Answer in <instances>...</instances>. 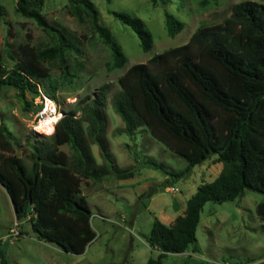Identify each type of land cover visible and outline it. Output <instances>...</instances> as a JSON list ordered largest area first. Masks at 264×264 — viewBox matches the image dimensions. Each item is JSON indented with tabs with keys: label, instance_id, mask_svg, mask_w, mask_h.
I'll return each mask as SVG.
<instances>
[{
	"label": "trees",
	"instance_id": "1",
	"mask_svg": "<svg viewBox=\"0 0 264 264\" xmlns=\"http://www.w3.org/2000/svg\"><path fill=\"white\" fill-rule=\"evenodd\" d=\"M42 1L18 0L15 8L52 38L50 45L36 52L35 60L57 61L67 72L66 54L76 47L64 31L46 21L39 11ZM170 1L150 0L153 5ZM68 10L78 18L87 16L91 29L110 50L111 68L124 67L127 58L110 29L99 22L93 2L69 0ZM110 13L133 30L142 50L152 48V35L141 18L125 12ZM165 24L170 36L184 26L168 12ZM33 74L17 66L6 69L0 62V90L14 88L25 103L28 92L33 101L38 95ZM118 84L110 104L123 120V130L132 135L139 127H146L186 160V166L176 172L152 159L143 162L166 174L161 188L186 177L212 155L223 163L215 179L197 186L184 213L171 224L153 220L146 242L158 253L144 264H162L169 253H182L189 247L198 252L196 227L206 202L232 201L245 188L264 194V3L236 2L222 22L198 27L186 43L128 66L118 77ZM109 89L103 84L92 97L77 100L75 108L64 112L55 123L51 134H38L43 140L32 145L29 167L12 153L10 132L0 123V185L10 199L15 219L29 224L38 240L71 254L83 253L95 237L82 181H100L109 173L117 179L134 175L132 167L116 166L109 149ZM92 144L98 147L101 163L96 162ZM62 145L70 152L63 151ZM156 192L151 188L143 196ZM255 211L264 220V200L256 204ZM0 264H10L1 248ZM194 264L226 262L200 260Z\"/></svg>",
	"mask_w": 264,
	"mask_h": 264
},
{
	"label": "rangeland",
	"instance_id": "2",
	"mask_svg": "<svg viewBox=\"0 0 264 264\" xmlns=\"http://www.w3.org/2000/svg\"><path fill=\"white\" fill-rule=\"evenodd\" d=\"M90 1L99 12V22L110 29L127 58L122 68H111L109 48L91 29L87 16L83 14L78 18L69 12V0H43L39 7L46 21L64 31L76 47L66 54L67 72L57 61L37 62L36 52L50 45L52 38L35 20L17 12L15 1L0 0V62L6 69L17 66L33 71L38 86V95L33 101L30 93L25 94L28 103L22 102L14 88H2L0 123L10 132L12 153L29 167L32 145L43 140L38 134L49 135L54 126L47 124L43 131L36 129L40 121L35 114L43 101L42 95L53 101L55 114L62 116L75 108L77 100L92 97L107 83L110 87L106 106L109 149L116 166L132 167L134 175L117 179L109 173L100 181H82L81 190L92 213L90 221L95 237L81 254L64 252L38 240L26 222L21 224V237H7V227L15 217L10 199L0 185V248L10 264H144L158 253L146 242L153 220L157 218L167 225L172 223L176 216L184 213L186 202L197 186L215 179L223 166L217 156L212 155L195 165L186 177L161 188L166 174L143 162L152 159L166 170L176 172L186 166V160L155 138L146 127H139L132 135L126 133L124 122L114 111L110 98L119 89L118 77L128 66L186 43L198 27L222 22L230 15L233 4L242 0H171L156 5L150 0ZM253 1L264 3V0ZM110 11L141 18L152 35V48L142 50L133 30ZM166 12L184 24L174 36L167 33ZM58 116L54 117L58 119ZM60 148L70 152L67 145ZM91 149L96 162L101 163L97 145L92 144ZM151 188L157 192L143 196ZM262 200L263 193L245 188L232 201L206 202L196 227L199 251L192 252L189 247L182 253H169L162 258V264L186 261L194 264L200 260L226 264L264 262V220L255 211L256 204Z\"/></svg>",
	"mask_w": 264,
	"mask_h": 264
},
{
	"label": "built area",
	"instance_id": "3",
	"mask_svg": "<svg viewBox=\"0 0 264 264\" xmlns=\"http://www.w3.org/2000/svg\"><path fill=\"white\" fill-rule=\"evenodd\" d=\"M15 2H17L18 0H13ZM40 98V97H39ZM43 101L41 103V105L39 106V108L36 111L35 116L38 119V122L41 119H44V117L46 116H58L55 114V106L52 100L46 98L44 95H42ZM38 104V103H37ZM61 115L58 116V119H56V121H54V125L55 123L60 119ZM22 236V230H21V223L19 221H17L15 218L13 220V222L11 223V225L8 228V236L11 239H18L19 237Z\"/></svg>",
	"mask_w": 264,
	"mask_h": 264
},
{
	"label": "bare ground",
	"instance_id": "4",
	"mask_svg": "<svg viewBox=\"0 0 264 264\" xmlns=\"http://www.w3.org/2000/svg\"><path fill=\"white\" fill-rule=\"evenodd\" d=\"M56 117H54V116H46V117H44V119L42 120H40V122H39V124L36 126V129L37 130H39V131H43V130H45V129H47V124H50V126H51V124H52V126H53V121H56Z\"/></svg>",
	"mask_w": 264,
	"mask_h": 264
},
{
	"label": "crops",
	"instance_id": "5",
	"mask_svg": "<svg viewBox=\"0 0 264 264\" xmlns=\"http://www.w3.org/2000/svg\"><path fill=\"white\" fill-rule=\"evenodd\" d=\"M171 224V223H170ZM10 226V225H9ZM9 226L7 227V230H8V228H9ZM0 240H1V238H0Z\"/></svg>",
	"mask_w": 264,
	"mask_h": 264
}]
</instances>
